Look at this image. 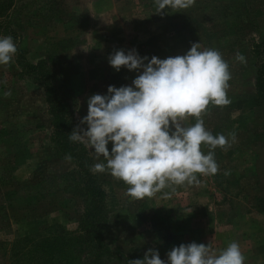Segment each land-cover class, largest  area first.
<instances>
[{
    "label": "rangeland",
    "instance_id": "374dc122",
    "mask_svg": "<svg viewBox=\"0 0 264 264\" xmlns=\"http://www.w3.org/2000/svg\"><path fill=\"white\" fill-rule=\"evenodd\" d=\"M13 2L5 20L10 31L0 29V37L15 35L29 63L45 62L75 126L87 115L91 95L106 94L110 85L130 86L138 75L109 65L116 50L165 59L199 42L201 50L221 53L231 74V103H210L203 114L206 129L230 141L214 150L218 173L197 174L199 184L173 185L142 200L127 196L128 186L107 172L95 173L106 195L105 242L127 255L191 242L219 252L235 241L245 264H264V108L248 104L260 63L252 47L264 36V0H195L164 15L155 13L154 0ZM16 57L0 65V264H33L22 256L24 236L30 246L51 226L56 228L47 236L75 232L83 203L74 165L54 155L43 89ZM184 123L191 126L195 118ZM107 147L111 151V142ZM201 150L207 154L208 146ZM91 157L93 166L106 163Z\"/></svg>",
    "mask_w": 264,
    "mask_h": 264
},
{
    "label": "clouds",
    "instance_id": "9594fccd",
    "mask_svg": "<svg viewBox=\"0 0 264 264\" xmlns=\"http://www.w3.org/2000/svg\"><path fill=\"white\" fill-rule=\"evenodd\" d=\"M154 4L155 13L164 15L165 10L188 9L195 0H154ZM17 51L11 36L0 37V65L9 64ZM237 59L243 61L239 55ZM108 63L117 72L124 67L138 75L130 86L110 85L106 94L87 99V115L73 128L69 140L84 145L94 159L106 161L90 170L122 181L133 200L152 198L173 185L199 184L197 174H217L214 150L231 145L225 135L213 136L206 129L203 114L210 103H231L227 96L231 74L221 53L201 50L198 42L186 54L165 59L120 49L109 55ZM188 117L195 118L191 126L184 123ZM231 139L234 142L235 136ZM202 144L208 146L207 154ZM166 255L163 260L157 250L149 248L142 259L130 260V264H245L246 259L235 241L219 252L209 243H181Z\"/></svg>",
    "mask_w": 264,
    "mask_h": 264
},
{
    "label": "trees",
    "instance_id": "16d2710c",
    "mask_svg": "<svg viewBox=\"0 0 264 264\" xmlns=\"http://www.w3.org/2000/svg\"><path fill=\"white\" fill-rule=\"evenodd\" d=\"M13 0H0V29L9 33L7 22L8 13L13 7ZM14 35V34H13ZM15 40V35L12 36ZM15 54L18 65L24 74L31 76L35 83L43 89L44 100L50 116L53 152L56 158L68 160L74 165L78 182L75 185L76 195L81 198L83 210L80 215L77 230L73 233L66 231L62 236H47L46 233L54 230L51 226L35 239L34 244L29 242L25 235L22 242L24 248L22 256H30L33 264H130V260L142 259L145 250H134L129 254L112 252L105 242L104 229L107 220L106 195L96 174L90 169L93 167L90 152L84 145L71 142L69 135L75 128L73 112L67 102L58 94L55 78L47 69L45 62L29 63L23 50L18 46ZM253 56L260 61L257 66L254 82L255 93L248 100L254 108H264V36L252 47ZM53 232V231H52ZM38 248V249H37ZM159 256L167 260V252L158 249Z\"/></svg>",
    "mask_w": 264,
    "mask_h": 264
}]
</instances>
